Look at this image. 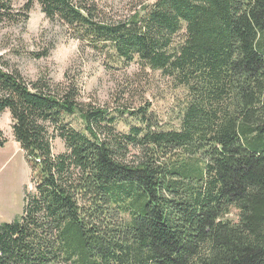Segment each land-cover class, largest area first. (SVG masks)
Returning a JSON list of instances; mask_svg holds the SVG:
<instances>
[{
    "label": "trees",
    "instance_id": "1",
    "mask_svg": "<svg viewBox=\"0 0 264 264\" xmlns=\"http://www.w3.org/2000/svg\"><path fill=\"white\" fill-rule=\"evenodd\" d=\"M17 1L0 0V26L37 4L105 62L158 71L186 98L163 130L144 107L85 102L77 76L27 80L0 55V114L33 185L0 223V264H264V0H157L118 21L96 0Z\"/></svg>",
    "mask_w": 264,
    "mask_h": 264
},
{
    "label": "rangeland",
    "instance_id": "2",
    "mask_svg": "<svg viewBox=\"0 0 264 264\" xmlns=\"http://www.w3.org/2000/svg\"><path fill=\"white\" fill-rule=\"evenodd\" d=\"M157 0H96L98 9L111 18L124 19L134 8L140 9ZM24 0L14 4L21 9ZM26 23L13 27L0 26V55L7 66L16 69L27 80L48 78L54 83L64 81L66 75L77 76L82 83V97L96 107L114 114L140 107L147 109L158 127L177 129L178 118L183 107L186 92L175 88L171 81L158 71L142 69L138 63L112 65L105 56V49H95L74 37L63 25L50 21L40 12L37 4L28 11ZM101 48V47H99ZM48 51V55L41 54ZM38 56V58L36 57ZM127 132L131 124L127 115H122ZM74 129L81 128L76 119L69 120ZM11 119L7 111L0 114V132L6 143L0 148V223H9L22 209L24 189L32 190L30 169L23 152L17 145L11 130ZM54 154L64 152V144L55 139ZM236 213L229 219L236 221Z\"/></svg>",
    "mask_w": 264,
    "mask_h": 264
}]
</instances>
